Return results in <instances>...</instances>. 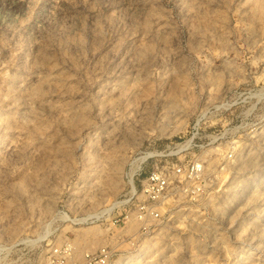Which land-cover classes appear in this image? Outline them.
Wrapping results in <instances>:
<instances>
[{
	"label": "rangeland",
	"instance_id": "obj_1",
	"mask_svg": "<svg viewBox=\"0 0 264 264\" xmlns=\"http://www.w3.org/2000/svg\"><path fill=\"white\" fill-rule=\"evenodd\" d=\"M0 264H264V0H0Z\"/></svg>",
	"mask_w": 264,
	"mask_h": 264
},
{
	"label": "built area",
	"instance_id": "obj_2",
	"mask_svg": "<svg viewBox=\"0 0 264 264\" xmlns=\"http://www.w3.org/2000/svg\"><path fill=\"white\" fill-rule=\"evenodd\" d=\"M200 171L201 170H199L197 166L193 165L187 172H195L196 174H200ZM175 172L181 174L182 169L177 168ZM169 185V177L159 171H154L147 176L143 182V193L147 195V198L151 204L147 206L144 203H141L137 206V214L140 220L143 221L147 216H153L157 214L155 204L160 202L165 197L169 189ZM93 259L95 258H92V260Z\"/></svg>",
	"mask_w": 264,
	"mask_h": 264
}]
</instances>
